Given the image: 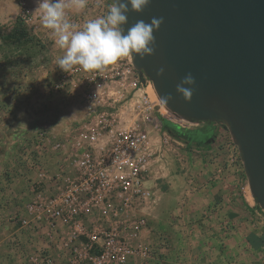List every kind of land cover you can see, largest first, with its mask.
I'll return each mask as SVG.
<instances>
[{
	"label": "built area",
	"instance_id": "obj_1",
	"mask_svg": "<svg viewBox=\"0 0 264 264\" xmlns=\"http://www.w3.org/2000/svg\"><path fill=\"white\" fill-rule=\"evenodd\" d=\"M15 1L21 21L40 30L41 11L34 10L33 0ZM107 11L88 1L83 14L67 13L82 27ZM48 88L66 95L83 114L58 130L37 127L24 140V156L34 176L15 221L45 242L30 259L38 264L147 262L156 249L148 238L155 204L148 181L155 157L171 143L167 124L197 128L207 122H190L165 111L153 81L131 56L104 71L60 69ZM156 134L161 141L157 150ZM227 135L230 163L242 188L250 191L239 147L229 131Z\"/></svg>",
	"mask_w": 264,
	"mask_h": 264
},
{
	"label": "crops",
	"instance_id": "obj_2",
	"mask_svg": "<svg viewBox=\"0 0 264 264\" xmlns=\"http://www.w3.org/2000/svg\"><path fill=\"white\" fill-rule=\"evenodd\" d=\"M88 1L97 7L111 5L108 0ZM72 11L75 10H67ZM43 76L28 85L24 101L32 100L33 93L38 95L34 98L39 103L45 100L40 94ZM24 114L27 118L28 114ZM23 125L21 141L20 135L11 132L9 123L7 132L0 130L4 137L0 140V223L6 215L12 264H16L17 257L22 264H36L30 255L34 247L45 246L40 236L23 228L29 233L24 243L28 251L23 250V257L15 253L19 243L16 235L21 230L15 216L23 212L22 195L34 176L24 156V140L30 139L37 127ZM207 125L214 136L203 142L188 139L182 148L171 142L154 159L148 183L155 191V204L148 238L156 249L153 257L142 263L264 264V209L247 188H242L240 175L230 163L229 135L214 123H204L199 128ZM173 131L170 130L172 138L178 142ZM154 145L156 150L161 147L157 134Z\"/></svg>",
	"mask_w": 264,
	"mask_h": 264
},
{
	"label": "water",
	"instance_id": "obj_3",
	"mask_svg": "<svg viewBox=\"0 0 264 264\" xmlns=\"http://www.w3.org/2000/svg\"><path fill=\"white\" fill-rule=\"evenodd\" d=\"M127 15L125 31L138 20L163 17L153 33L154 54L131 55L134 65L159 97L172 96L166 106L172 113L229 130L251 194L264 209V0H150ZM188 73L196 81L190 102L176 91Z\"/></svg>",
	"mask_w": 264,
	"mask_h": 264
},
{
	"label": "rangeland",
	"instance_id": "obj_4",
	"mask_svg": "<svg viewBox=\"0 0 264 264\" xmlns=\"http://www.w3.org/2000/svg\"><path fill=\"white\" fill-rule=\"evenodd\" d=\"M33 4L35 11H41L37 0H33ZM20 16L21 7L15 0H0V130L7 132L6 125L9 123V127H13L11 132L20 135L21 141V125L30 123L33 128L45 127L58 130L80 117L83 110L72 104L66 95L50 92L48 83L53 81L60 71L56 61L63 53L55 47L54 37L49 30L41 25L40 30L34 31L21 21ZM42 75H44V89L40 94L45 100L39 103L34 98L38 95L33 93L32 100L24 101L22 97L28 85L38 81ZM34 92L37 93V90ZM24 113L28 114L27 118ZM221 129L227 130V133L229 131L225 126H221ZM26 132L29 133V129ZM1 137L0 140H4V137ZM177 140L179 143L173 138L171 142L181 148L182 145L188 144L186 138H177ZM3 217L0 223L2 228L0 229V264H12L8 242L11 232L6 228L7 216L3 215ZM17 225L21 226V224ZM20 228L18 234H15L19 243L14 250L18 253L16 256L23 257V250L28 251L25 241L29 233L23 231L22 226ZM40 249L34 247L30 256L35 255ZM17 261L16 264H22Z\"/></svg>",
	"mask_w": 264,
	"mask_h": 264
},
{
	"label": "clouds",
	"instance_id": "obj_5",
	"mask_svg": "<svg viewBox=\"0 0 264 264\" xmlns=\"http://www.w3.org/2000/svg\"><path fill=\"white\" fill-rule=\"evenodd\" d=\"M37 3L42 26L51 32L55 47L63 53L56 63L65 73L74 69L104 71L131 55L143 60L155 52L153 33L159 30L163 17H153L150 23L138 20L125 31L129 11L142 12L150 0H112L105 15L88 20L82 27L70 21L67 10L74 9L78 14L86 8L88 0H37ZM164 71L161 67L156 75L163 76ZM195 83L193 75L188 73L176 87L186 102L192 99ZM171 100L170 94L160 97L164 106Z\"/></svg>",
	"mask_w": 264,
	"mask_h": 264
},
{
	"label": "trees",
	"instance_id": "obj_6",
	"mask_svg": "<svg viewBox=\"0 0 264 264\" xmlns=\"http://www.w3.org/2000/svg\"><path fill=\"white\" fill-rule=\"evenodd\" d=\"M167 127L174 130L173 134L177 138L194 139L203 142L204 140L214 136V131L209 125L201 128H181L172 123H168Z\"/></svg>",
	"mask_w": 264,
	"mask_h": 264
},
{
	"label": "bare ground",
	"instance_id": "obj_7",
	"mask_svg": "<svg viewBox=\"0 0 264 264\" xmlns=\"http://www.w3.org/2000/svg\"><path fill=\"white\" fill-rule=\"evenodd\" d=\"M159 97V96H158ZM165 111H167L168 110V108L166 107V106H164V108H163Z\"/></svg>",
	"mask_w": 264,
	"mask_h": 264
}]
</instances>
